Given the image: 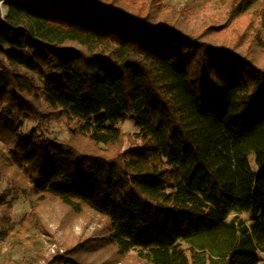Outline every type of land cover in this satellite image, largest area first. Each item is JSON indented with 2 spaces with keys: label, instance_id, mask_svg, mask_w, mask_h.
I'll return each mask as SVG.
<instances>
[{
  "label": "trees",
  "instance_id": "obj_1",
  "mask_svg": "<svg viewBox=\"0 0 264 264\" xmlns=\"http://www.w3.org/2000/svg\"><path fill=\"white\" fill-rule=\"evenodd\" d=\"M256 1L229 0L222 23L190 27L163 0H7L0 240L51 235L39 208L58 200L99 216L97 245L119 258L259 264L264 0L259 13L249 10ZM126 118L136 133L121 129ZM23 120L34 125L24 131ZM51 122L69 139L50 136ZM18 196L30 211L15 223ZM64 247L43 264H90L88 242Z\"/></svg>",
  "mask_w": 264,
  "mask_h": 264
},
{
  "label": "rangeland",
  "instance_id": "obj_2",
  "mask_svg": "<svg viewBox=\"0 0 264 264\" xmlns=\"http://www.w3.org/2000/svg\"><path fill=\"white\" fill-rule=\"evenodd\" d=\"M163 3L172 7L176 14L175 18L187 25L197 26L204 21H216L222 23L229 10V0H163ZM5 5V12L2 11ZM262 0H257L250 11L260 12ZM2 15L7 11V0L0 1ZM125 56L137 58L135 55L126 53ZM34 125L28 120L21 121L24 131H28ZM121 129L130 134L138 131L134 121L130 118L119 123ZM50 136L68 140L69 134L64 126L55 122L50 123ZM128 141L125 146H128ZM250 166L255 169L253 156L249 158ZM8 186L5 179H0V193ZM30 211L28 201L18 196L13 200L11 218L15 223ZM39 213L52 231L51 235L38 233L33 230L27 233H19L13 237L0 240V264H26L29 260H35L43 264V257L50 256L55 252H62L64 245L73 246L78 242H88L92 245L89 250L90 264H147L138 259L134 252L124 257H117L111 249L97 245L101 239L102 220L96 214L87 210H74L65 206L58 200H51L39 208ZM242 216L249 218L248 213ZM259 264H264V252L259 253Z\"/></svg>",
  "mask_w": 264,
  "mask_h": 264
},
{
  "label": "bare ground",
  "instance_id": "obj_3",
  "mask_svg": "<svg viewBox=\"0 0 264 264\" xmlns=\"http://www.w3.org/2000/svg\"><path fill=\"white\" fill-rule=\"evenodd\" d=\"M2 11H4L5 12V10H6V8H5V5L4 4H2Z\"/></svg>",
  "mask_w": 264,
  "mask_h": 264
}]
</instances>
